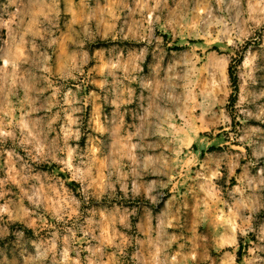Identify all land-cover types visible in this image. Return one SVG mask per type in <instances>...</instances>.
Masks as SVG:
<instances>
[{
  "label": "clouds",
  "instance_id": "9594fccd",
  "mask_svg": "<svg viewBox=\"0 0 264 264\" xmlns=\"http://www.w3.org/2000/svg\"><path fill=\"white\" fill-rule=\"evenodd\" d=\"M0 264H264V0H0Z\"/></svg>",
  "mask_w": 264,
  "mask_h": 264
}]
</instances>
